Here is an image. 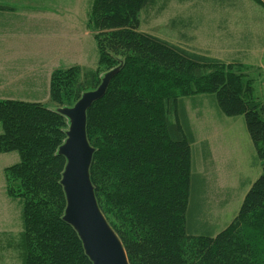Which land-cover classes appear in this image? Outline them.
I'll return each mask as SVG.
<instances>
[{
    "label": "trees",
    "instance_id": "1",
    "mask_svg": "<svg viewBox=\"0 0 264 264\" xmlns=\"http://www.w3.org/2000/svg\"><path fill=\"white\" fill-rule=\"evenodd\" d=\"M152 2L93 0L87 27L95 34L99 71L87 82L80 66L53 71L51 99L72 107L101 83L107 60L115 66L111 70L124 63L107 94L89 110L87 134L96 149L91 180L101 211L105 214L104 195L123 202L118 227L106 218L130 264H264V171L237 217L218 235L205 234L198 222L204 179L193 164L197 141L187 106L201 102L193 96H215L224 116H244L264 161V101L253 80L233 65L140 31V13ZM1 11L15 10L1 5ZM146 68L165 75L153 81L166 99L154 96ZM166 75L172 85L165 84ZM0 124V154L16 153L21 160L4 172L6 194L23 206L22 237L28 244L39 233L50 264H92L73 227L63 221L66 158L58 151L67 138V118L41 103L0 100ZM37 261L39 255L29 256L27 264Z\"/></svg>",
    "mask_w": 264,
    "mask_h": 264
},
{
    "label": "rangeland",
    "instance_id": "2",
    "mask_svg": "<svg viewBox=\"0 0 264 264\" xmlns=\"http://www.w3.org/2000/svg\"><path fill=\"white\" fill-rule=\"evenodd\" d=\"M261 1L264 3V0ZM92 4L93 0H0V6L5 5L15 10L13 13L0 12V47L11 49L10 52L0 53V56L6 55L12 61L23 60L27 58L28 53L33 52L32 47L27 44L40 43L53 50L50 57L55 55V61L51 62L57 70L73 68V65L77 64L82 70L81 80L87 82L89 75L99 71L100 65L95 34L87 27ZM184 24H190L188 34L198 39L197 47L203 49L206 55L228 62L234 61L230 65L253 80L256 96L264 101L263 6L255 0H153L152 5L140 13V31L180 45L189 41ZM190 47L197 50L193 46V40ZM56 52L61 54V61ZM31 63V67L35 68L36 59ZM105 63L106 68L102 67V70L108 72L115 67L108 60ZM146 72L151 75V80L147 81L154 89L157 83L153 79L156 77L162 79L165 76L150 68H146ZM49 75L51 76L47 72V76ZM167 80L168 75L164 82L172 85ZM50 81L45 87L42 80L38 97L16 100L41 103L52 109L63 108L51 99ZM159 84L166 90L165 84L161 81ZM76 86L78 82L74 85L69 84V88L72 89ZM97 88L88 89L87 92L95 91ZM167 91L170 94L173 90L169 88ZM153 93L154 96H159L163 91L155 89ZM160 96L167 98L165 94ZM193 97H198L196 99L201 102L194 105L192 101H188L187 106H190L189 114L194 119V127L200 132V138L210 137L220 162L232 165L231 169L224 170L223 177L217 179L206 177L203 180L202 204L199 206L201 216L198 222L205 234L218 235L239 214L245 196L252 187L251 184L263 174L264 161L258 158L244 116H224L216 104L215 96ZM2 133L3 128L0 124V134ZM99 146L104 150L110 149L103 143H99ZM20 162V157L16 153L0 154V195L3 193L6 195L7 191L4 171ZM193 164L197 170L199 165L196 164L195 157ZM200 168L201 166L199 170ZM225 190L228 193L224 192ZM225 200H228L227 203H224ZM102 203L106 217L112 225L118 227V216L122 215L120 206L123 202H115L108 195H104ZM18 205L19 210L15 204L12 206L14 209L12 230L0 236V264H27L29 256L35 255H39L41 259V263L37 261L36 264H50L47 261V244L40 240L39 233H35L28 244L24 235L22 237L23 218L22 215L20 218L19 213L23 209L20 202ZM44 256L45 263L42 262Z\"/></svg>",
    "mask_w": 264,
    "mask_h": 264
},
{
    "label": "water",
    "instance_id": "3",
    "mask_svg": "<svg viewBox=\"0 0 264 264\" xmlns=\"http://www.w3.org/2000/svg\"><path fill=\"white\" fill-rule=\"evenodd\" d=\"M123 66L121 62L118 68L104 74L97 90L83 94L74 107L54 108L69 123L67 138L58 151L59 156L66 158L61 179L67 204L63 221L73 227L92 264H130L121 238L97 202L91 180L96 149L90 145L87 134L89 110L107 94L110 83Z\"/></svg>",
    "mask_w": 264,
    "mask_h": 264
},
{
    "label": "crops",
    "instance_id": "4",
    "mask_svg": "<svg viewBox=\"0 0 264 264\" xmlns=\"http://www.w3.org/2000/svg\"><path fill=\"white\" fill-rule=\"evenodd\" d=\"M2 13L4 14L6 12ZM203 17L205 16L203 15ZM203 19L205 20V18ZM224 23H226V21ZM185 27V34H188V28L190 27V24L185 25ZM188 35L189 41L183 44L187 47L189 46L188 48L176 42H168L172 43L175 46L177 45L181 48H184L185 50L206 55V53L203 52V49L197 47L196 43L198 39L190 34ZM192 40L193 46L197 48V50H193L190 47ZM27 46L32 47L31 49L33 50V52L28 53L26 59L12 61L9 60L8 56L6 55L0 56V100H28L38 97V92L40 90L39 88L41 86L40 84L42 80L45 83V87H47L50 81L51 76H47V72L52 74L53 71L57 70V67L53 66L54 64L53 62H51L55 61V55L53 57H50L53 53V50L51 48H46L40 43L34 45L27 44ZM10 51L11 49H8L6 47H0L1 54ZM57 54L59 55L60 60L61 54L59 52ZM206 56L217 59L221 62L224 61L216 57H211L209 55ZM34 59H36L37 61V63L34 64L35 68L31 67V62ZM224 62H226V64H231L234 61ZM75 65L78 66L77 64H74L73 66ZM188 111H191L190 106H188ZM198 115H200V113ZM189 118H191V124L193 129L195 130L197 141L192 146L193 158L195 157L196 164H198L199 167L201 166L200 170L198 167L197 174L202 176L203 179H205L206 177H211L212 179L223 177L224 170L226 171L228 169H231L232 165L229 163L225 164L220 162V158H218L217 156L218 152L214 149V144L212 142L213 140L210 137H205L204 139H201L199 134L200 132H198V129L194 127V119L190 117V114ZM224 192L228 193L226 190ZM227 201L228 200H225L224 203H227ZM14 204L18 207L19 210V201L11 199L10 197H8L7 194L5 195L4 193L0 195V236L12 230V211L14 210L12 206ZM22 211L19 213L20 218L22 215ZM8 222H10V224H8ZM15 224H17V217ZM22 228L23 224H21V229Z\"/></svg>",
    "mask_w": 264,
    "mask_h": 264
},
{
    "label": "built area",
    "instance_id": "5",
    "mask_svg": "<svg viewBox=\"0 0 264 264\" xmlns=\"http://www.w3.org/2000/svg\"><path fill=\"white\" fill-rule=\"evenodd\" d=\"M262 73H263V80H264V67H263V69H262Z\"/></svg>",
    "mask_w": 264,
    "mask_h": 264
}]
</instances>
